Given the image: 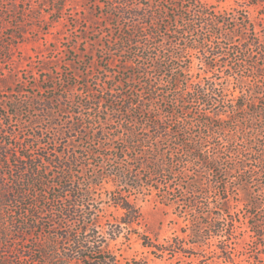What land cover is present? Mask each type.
<instances>
[{
	"label": "trees",
	"instance_id": "1",
	"mask_svg": "<svg viewBox=\"0 0 264 264\" xmlns=\"http://www.w3.org/2000/svg\"><path fill=\"white\" fill-rule=\"evenodd\" d=\"M256 2L257 0H252L251 4ZM194 3L199 9V18L196 20L200 21V25H195L191 18H185L189 10L187 6L179 4H174L173 9L160 7L155 9L157 12L149 9L148 14L139 13L138 7H123L121 13L128 18L135 16L151 19H138L137 23L126 27L118 25V36L100 44L106 62L112 55L116 60L119 57V62L118 69L105 76L109 77L111 83L107 80L97 83L98 88L95 90H98L101 97H89L95 100L97 108L100 102L107 103L98 109L99 118L106 122L101 121L102 124L93 131L92 137L97 141L93 145L97 146L101 140H117L113 143L117 146L111 148V145H104L103 150L112 152L114 149L115 159L128 163L118 167L117 162L115 167L118 166L112 173L128 190L126 194L116 191L111 193L115 198L114 205L122 210L120 223L131 226L141 218L139 207L129 199L130 193L134 191L145 197L148 193L142 188L145 185L154 186V181L156 185L161 181L166 189L163 193L160 192V196L161 199L169 196L167 205L177 202L176 193L184 195L182 192H187L190 209L207 218L205 222L199 217L191 219L189 236L193 238L190 242L192 246L211 244L213 238H218L209 251L215 264H264V33L254 31L255 37L248 40L243 35V30L248 27L246 20L240 18L236 22L230 14L211 15L202 11L203 5L198 0H194ZM168 19L176 22L177 29L166 34L162 29ZM179 19L181 24L178 23ZM232 22L235 24L229 27ZM198 28L205 29L210 36L199 33ZM194 32L196 37L192 36ZM190 34L192 37L187 38ZM236 36L239 39L236 40ZM217 39L227 41L228 44L225 45H228V50L237 42L240 50L235 53H243V57H236V54L231 56ZM166 43L173 50L167 51ZM71 48L73 49L72 46ZM195 48L203 50L205 72H211V75L205 76L206 84L194 81L192 75L187 73V66L183 65L186 52ZM227 59H233L231 62L234 68L240 66L250 73L238 77L242 89L234 102L231 105L223 103L216 108V103L220 101L216 97L220 92L216 83V79L220 77L217 75L221 71L231 70L233 66L228 65ZM163 77L167 78L166 82L170 87L168 91L160 87L159 79ZM134 82L138 86L132 85ZM73 86L74 84L67 82L65 90H71ZM54 99L51 96L42 100V114L37 122L45 124V128L41 127V130H51L49 140H58L56 143L59 146H74V136L79 137L85 133L87 127L82 119H74L72 116L67 117L64 123L52 121L56 118L54 111L57 109L54 108L57 104ZM63 99L66 101L67 96ZM193 102L206 107L208 105L209 109L212 106V113H209L211 109H204L200 111L205 115L202 119L189 116V106ZM16 104L17 108L21 105ZM60 106L62 108L65 105L60 103ZM80 108L94 109L92 104L83 103H80ZM73 114L76 116L78 112ZM107 124L111 127L106 128ZM38 132L35 130L31 134L32 138H44L46 133L40 135ZM84 151L95 157L103 156L100 149L89 148ZM62 152L55 147L52 153L47 152L52 154V159L41 163L40 160L39 163L36 162V159H44L45 153H38L37 157L30 158L25 177L12 178L13 186L8 187L0 181V213L3 201V205L6 201L15 203L16 210H27L21 206L27 199L41 196L39 203L47 202L52 195V200L62 201L58 211L64 217L76 214L83 216L84 228L65 232L61 239H67L72 244L63 255L58 254L59 248L54 241L47 242L46 248L54 257L50 264H68L74 255L92 259L95 264H115V258L105 254L102 242L96 243L83 235L88 234L86 217L89 219V216L82 209V203L78 202L88 195L94 178L99 174L81 178L77 174L79 168L85 165V162L80 161L82 152L72 150L65 160L61 156ZM88 158L86 156L84 160L90 163ZM51 162L53 168H49L48 164ZM24 163L27 164L26 161ZM206 170L212 172V181L204 182L200 175V172ZM176 180L178 182L174 186ZM179 181L186 183V186L180 184L181 187L176 188ZM211 187L212 206L207 200ZM230 191L244 192L243 197L240 194L239 198L248 209L245 227L240 226L239 232H236L235 222L243 225V220L231 212ZM202 195H205L206 205L197 207L202 203ZM2 220L3 215L0 214V227L5 224ZM34 222L35 220L28 225L31 226ZM20 223L26 224L25 221ZM245 233L249 236L245 237ZM141 238L144 245L154 246L163 252L172 254L182 251L181 240L177 237L171 238L166 245L150 241L144 243L146 238L149 240V236L145 234ZM95 244L98 245V250ZM90 253L95 257H90ZM0 264H7L1 256Z\"/></svg>",
	"mask_w": 264,
	"mask_h": 264
},
{
	"label": "rangeland",
	"instance_id": "2",
	"mask_svg": "<svg viewBox=\"0 0 264 264\" xmlns=\"http://www.w3.org/2000/svg\"><path fill=\"white\" fill-rule=\"evenodd\" d=\"M251 1L198 0L200 5H203L202 11L206 13L230 14L236 22H239L240 18L246 20L248 27L243 30V35L248 40L255 37L254 31L258 34L264 33V0H257L256 4H251ZM174 4L187 6L189 11L185 18H191L195 25H200V21L196 20L199 18L197 16L199 9L194 6V0H0V181L10 187L14 184L12 178L16 179L20 176L24 178L30 158L37 157L38 153H45L46 156L45 160L36 159V162L39 163L40 160L41 163L52 159V154L49 153H52L55 147L58 151H63V154L61 153L63 160L72 150L82 152L80 161L85 162V165L83 168L78 167L77 175L82 178L85 175L92 177L95 173L99 174L94 178V184L89 188L88 195L78 202L82 203V209L89 216V219L86 217L88 234L83 235L96 243L102 242L105 254L113 256L115 264H215L209 251L215 246L218 238H213L211 244L192 246L190 243L193 240L189 236L191 219L199 217L205 222L207 218L190 209L187 192H182L184 195L176 193L177 202L167 205L169 196L162 199L160 196L166 189L161 181L157 185L154 181V186L151 187L145 185L142 188L148 193L145 197L141 193L135 194L134 191L129 195V199L139 207L141 218L131 226L120 223L122 210L114 205L115 198L113 199L111 193L116 191L126 194L128 190H125V186L112 173L118 166L115 167L117 162L118 167L128 163L115 159L114 149L112 152L103 150L104 145H111V148L117 146L113 144L117 140L106 142L101 140L97 146L93 145L97 142L96 138L92 137L93 131L102 124L101 121L106 122L105 119L99 118L98 109L100 106H106L107 103L100 102L97 108L94 104L95 100L89 97H101L98 90H95L98 88L97 83L103 80L111 83L109 77L105 78V76L117 70L119 62V57L117 56V61L113 55H109L110 60L106 62L100 44L103 45L118 36L119 31L118 28L116 29L118 25L126 27L131 23H137L138 19H145L124 16L121 13L123 7H138L139 13L148 14L149 9L152 12H157L155 9L160 7L173 9ZM178 23L181 24L182 21L179 19ZM234 24L235 22H232L229 27ZM164 25L162 31L166 34L177 29L176 22L169 19ZM198 29L199 33L210 36L205 29ZM193 34L192 36L196 37V32ZM192 36L190 34L187 38ZM235 39L239 38L236 36ZM217 41L221 42L224 50L231 56L240 50L237 42L228 50V45H225L228 44L227 41L224 39ZM167 44L165 49L173 50V47ZM185 56L186 61L183 65L187 66V73L192 75L194 81L199 80L206 84L205 76L211 75V72H205L202 61L205 59L203 50L189 49ZM236 57H243V53H237ZM231 61L228 65H233ZM231 68L217 75L220 77L216 79L220 92L216 97L220 101L216 103V108L223 103L231 105L234 102V98L242 89L238 77L250 73L240 66L234 68L233 65ZM138 79L142 81L141 77ZM159 81L160 87L168 91L170 87L167 85V78H160ZM67 82L74 84L73 89L65 90ZM132 85L138 86L136 82ZM51 96L57 103L54 105V108L57 107L56 112L54 111L56 118L52 121L64 123L67 117L72 116L74 119H82L87 127L85 133L79 137L74 136V146H59L56 143L58 140H49L51 130L48 132H45L46 129L41 130V127L45 128V124L42 121L37 122L42 114L40 112L42 100ZM64 96H67L66 101L63 99ZM16 103L21 105L17 108ZM60 103L65 106L61 108ZM80 103L92 104L94 109L80 108ZM189 107L191 111L188 115L193 118L205 117L200 112L204 109L206 111L211 109L209 113H212V106L209 109L208 105L206 107L198 102H193ZM74 112L78 114L75 116ZM100 116L103 117L102 114ZM110 127V124L106 125V128ZM35 130H38L40 135L46 133L44 138L39 140L32 138L31 134ZM100 137L103 138L102 135ZM89 148L100 149L103 156L95 157L86 153L84 150ZM86 156L89 157L90 163L84 160ZM25 161L27 164L24 163ZM48 165L49 168H53L52 162ZM200 175L203 176L204 182L212 181V172L206 170L200 172ZM177 182L178 180L173 183L174 186ZM180 184L186 186V183L179 181L176 188ZM30 193L34 192L30 191ZM240 194L243 197L244 192L230 191L231 212L243 220V225L235 222L236 232L241 230L240 226L245 227L244 222L248 214L247 206L244 205L243 200L240 201ZM208 195L207 200L212 206V187ZM49 197L50 200L40 203L38 199H42L41 196L27 199L26 203L21 205L27 210L19 208L16 210L15 203L10 201H6L7 205H3L5 201L2 202L3 210L0 214L3 215L2 221L5 224L0 227V256L7 264H50L54 257L46 248L47 242L54 241L59 248L58 254L63 255L72 244L67 239H61L65 232L84 228L81 214L64 217L58 211L62 201L52 200V195ZM202 197L200 199L202 203L197 207H205V195ZM238 198L239 200L236 201ZM34 220V224L29 226L28 224ZM20 221H25L26 224L21 225ZM144 234L149 236V240L146 238L144 243L150 241L157 245H166L171 238L177 237L181 240L182 251L170 254L154 246L144 245L141 238ZM244 236L249 235L245 233ZM97 246L95 244L96 249ZM70 261L68 264H95L92 259L80 258L77 255H74Z\"/></svg>",
	"mask_w": 264,
	"mask_h": 264
}]
</instances>
